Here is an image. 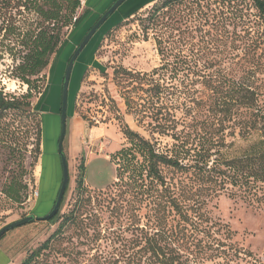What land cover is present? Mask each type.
Wrapping results in <instances>:
<instances>
[{
	"label": "rangeland",
	"instance_id": "374dc122",
	"mask_svg": "<svg viewBox=\"0 0 264 264\" xmlns=\"http://www.w3.org/2000/svg\"><path fill=\"white\" fill-rule=\"evenodd\" d=\"M81 1L79 22L52 56L45 69V82H38L41 88L47 83L45 93L39 98L40 94L33 91L32 107L38 111L13 110L5 119L10 135L0 140V228L29 215L44 216L55 204L63 179L58 141L65 71L88 30L115 0ZM154 2L137 8V2L126 0L76 59L68 89L62 146L69 182L60 213L52 222L34 219L3 234L0 264H20L62 222H66L62 244L70 238L82 242L80 248L84 251H102L119 259L125 255L120 264L135 254L145 262L149 253L144 246L148 242L174 258L180 249L189 246L198 257V264H264V182L258 183L261 189L254 195L230 184L224 189L214 188L206 177L193 170L162 166L165 185L159 186L154 201L130 193L122 184L113 186L118 179L110 155L126 144L122 132L125 124L150 137L147 127L138 124L128 112V75L117 76L114 72L120 67L151 72L160 65L154 33L150 30L145 35L142 22ZM207 3L217 12L221 10L235 18L231 30L239 22L241 12L256 19L257 11L248 0H202L204 10L209 12ZM8 64L9 60L0 62V90L25 93L27 86L10 77ZM155 137L160 151L173 147L172 138L159 134ZM237 138L239 145H246ZM82 158L85 181L79 186L78 166ZM13 178L28 186L22 188V202L13 201L3 192ZM181 234L187 243L180 240ZM94 237L92 244L87 242Z\"/></svg>",
	"mask_w": 264,
	"mask_h": 264
},
{
	"label": "trees",
	"instance_id": "16d2710c",
	"mask_svg": "<svg viewBox=\"0 0 264 264\" xmlns=\"http://www.w3.org/2000/svg\"><path fill=\"white\" fill-rule=\"evenodd\" d=\"M248 1L257 11L256 19L241 12L239 22L231 30L235 18L210 8L209 3L206 7L211 13L205 11L202 0H155L142 22L145 35L150 30L154 33L160 65L151 72H134L124 67L114 72L117 76L128 75V112L138 124L147 127L150 137L125 124L122 132L126 144L110 155L118 179L113 186L122 184L130 193L154 201L159 186L165 185L162 166H171L193 170L206 177L214 188L224 189L230 184L254 195L261 189L258 183L264 182V0ZM81 6V0H0V62L9 60L10 77L27 86L22 94L1 88L0 140L10 135L5 120L10 111H38L32 107L33 91L40 94L39 98L45 93L47 83L41 88L38 82H45V69L52 56L79 22ZM42 121L41 116V137ZM155 134L172 138L173 147L160 151ZM237 136L246 142L245 146L239 145ZM78 168L81 186L86 168L83 158ZM22 183L13 178L3 192L13 201L22 202V188H28ZM59 213L60 208L49 221H54ZM65 225L62 222L20 264H120L124 259L125 255L119 259L102 251H84L80 248L82 242L70 238L62 244ZM94 240L96 237L87 242L92 244ZM180 240L187 243L184 234ZM144 248L149 253L145 262L135 254L129 255L124 264L199 261L189 246L180 249L175 258L151 242Z\"/></svg>",
	"mask_w": 264,
	"mask_h": 264
},
{
	"label": "water",
	"instance_id": "95a60500",
	"mask_svg": "<svg viewBox=\"0 0 264 264\" xmlns=\"http://www.w3.org/2000/svg\"><path fill=\"white\" fill-rule=\"evenodd\" d=\"M126 0H115L112 5L98 18V20L91 26V28L88 30L86 35L84 36L83 40L80 42L76 50L74 51L73 55L71 56L66 71L64 75L63 80V88H62V101H61V134L58 141V151L61 157L62 161V168H63V179L62 183L55 201V204L52 208V210L44 215V216H35V215H29L24 218L15 220L13 222H10L6 225H4L2 228H0V237L5 234L10 229H13L15 227L24 225L26 223H29L33 221L34 219H42V220H50L53 216L56 215L58 212L60 205L62 203L63 197L65 195L68 182H69V172H68V165L66 161L65 154L63 152V141L66 135V122H67V108H68V89H69V83H70V77L72 73V69L74 66V63L76 59L79 57L81 52L84 50L86 45L89 43L91 38L95 35V33L100 29V27L107 21V19L121 6Z\"/></svg>",
	"mask_w": 264,
	"mask_h": 264
},
{
	"label": "crops",
	"instance_id": "0c3cea01",
	"mask_svg": "<svg viewBox=\"0 0 264 264\" xmlns=\"http://www.w3.org/2000/svg\"><path fill=\"white\" fill-rule=\"evenodd\" d=\"M134 2H137L138 5L136 6L137 8H142L143 6H146L148 4H151L152 2H154L155 0H133Z\"/></svg>",
	"mask_w": 264,
	"mask_h": 264
},
{
	"label": "bare ground",
	"instance_id": "6f19581e",
	"mask_svg": "<svg viewBox=\"0 0 264 264\" xmlns=\"http://www.w3.org/2000/svg\"><path fill=\"white\" fill-rule=\"evenodd\" d=\"M74 85H75V84H74ZM49 98H50V97H49ZM51 98H52V97H51ZM48 101H49V100H48ZM52 101H53V100H52ZM50 102H51V101H50ZM45 138H46V137H45ZM46 139H50V138H46ZM46 139H45V140H46ZM44 144H45V146H47V144H46V143H44ZM45 148H46V147H45Z\"/></svg>",
	"mask_w": 264,
	"mask_h": 264
},
{
	"label": "flooded vegetation",
	"instance_id": "af4514ba",
	"mask_svg": "<svg viewBox=\"0 0 264 264\" xmlns=\"http://www.w3.org/2000/svg\"><path fill=\"white\" fill-rule=\"evenodd\" d=\"M62 98V97H61ZM62 101V100H61ZM60 112H61V110H60Z\"/></svg>",
	"mask_w": 264,
	"mask_h": 264
},
{
	"label": "built area",
	"instance_id": "2783aa9c",
	"mask_svg": "<svg viewBox=\"0 0 264 264\" xmlns=\"http://www.w3.org/2000/svg\"><path fill=\"white\" fill-rule=\"evenodd\" d=\"M38 194V193H37Z\"/></svg>",
	"mask_w": 264,
	"mask_h": 264
}]
</instances>
